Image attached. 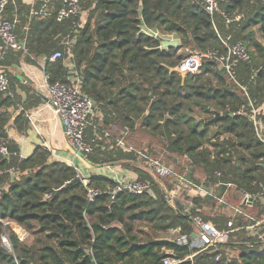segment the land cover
I'll list each match as a JSON object with an SVG mask.
<instances>
[{
	"label": "trees",
	"instance_id": "16d2710c",
	"mask_svg": "<svg viewBox=\"0 0 264 264\" xmlns=\"http://www.w3.org/2000/svg\"><path fill=\"white\" fill-rule=\"evenodd\" d=\"M83 6L85 25L80 26L78 18L62 24L65 35L69 33V45L56 47L55 52L64 56L47 62V75L52 82L70 84L80 79L82 92L97 106L87 130V139L95 148L94 154L83 157L87 163L94 168L119 164L132 170L139 180L153 186L155 197L124 191L112 200L108 191L116 183L99 176L89 186L106 194L91 203L78 171L67 162H50V153L41 147L21 162L18 158L10 164L2 161L0 263L163 264L166 252L173 251L184 259L182 264H264V240L258 237L217 244L197 253L189 246L140 231L138 224L150 223L163 232L181 228L191 236L196 217L214 222L220 230L227 228L230 218L213 198L191 199L190 211L184 210L180 200L170 203L167 194L159 191L156 175L141 164L133 165L137 154L117 147L123 139L138 150L130 143V133L141 128L179 157L175 166L179 173L183 174L180 167L187 159L193 169L188 179L202 183L195 177L197 169L201 170L206 186L230 202L241 203V197L232 199V188L224 184L254 195L256 204L242 208L261 218L257 194L264 187V145L250 115L255 113L264 121V43L257 36L264 41V0H220L229 17L243 15L230 26L221 15L208 13L198 0H83L82 11ZM142 25L164 35L175 34L181 46L162 49L159 40L141 32ZM228 37L232 44L243 43L251 57L250 63L239 66L237 82L211 60L196 75L182 78L174 71L183 59L181 50L226 52ZM67 59L74 64L72 71ZM7 95L0 94V140L17 151L7 133L12 119L7 109L12 99ZM242 108L246 116L237 114ZM217 114L221 116L214 121ZM115 128L121 134L107 144ZM13 166L21 171L16 180L4 173ZM217 172L222 176L217 177ZM161 187L166 190L165 185ZM7 222L24 228L30 238L21 241L13 229L3 225ZM245 225L247 220L241 217L234 230L242 231ZM6 230L10 231L11 251L1 239ZM237 246V257L227 259L223 248Z\"/></svg>",
	"mask_w": 264,
	"mask_h": 264
},
{
	"label": "built area",
	"instance_id": "2783aa9c",
	"mask_svg": "<svg viewBox=\"0 0 264 264\" xmlns=\"http://www.w3.org/2000/svg\"><path fill=\"white\" fill-rule=\"evenodd\" d=\"M11 0H0V59L2 60L9 51L24 50L22 44L14 31V25L6 18V11ZM83 0H61L62 7L57 13L56 20L60 23L78 18L82 13ZM202 6L211 15H221L227 26H230L235 21H240L243 15H238L235 18L229 17L228 14L222 10L220 0H198ZM142 25L141 32L151 38L162 41H180L175 34H162L158 29H148ZM181 44V42H180ZM226 52H219L215 50H208L206 52H195L191 48L185 49L183 59L174 69L180 76L187 77L189 75H196L200 72L203 64L207 60L215 61L219 64V68L223 70L229 79L237 82V75L239 66L243 63H250L251 57L246 46L241 42L231 43V37H228L224 43ZM162 48V47H161ZM63 58L60 51L54 52L49 58L48 62L54 63ZM41 88L47 90L50 101L49 106L54 114L60 119L65 129L68 144L72 151L79 157L83 158L94 154V146L92 142L87 139V130L91 125V120L96 116L97 106L95 102L85 95L81 89L80 79H74L70 84L61 81L52 82L48 75L44 77ZM10 90V81L7 73L0 66V94H8ZM238 115L246 116L247 110L242 108L237 111ZM258 130V138L264 145V121L259 120L256 114L250 115ZM117 147L123 148L127 151H133L137 154V158L144 162V167L157 177L165 179L174 190L167 194L170 203L178 201L182 196H187L192 199L195 198H213L219 205L227 208L225 214L230 218L227 228L225 230L218 229L211 222H205L202 218L196 217L193 221L196 225V230L190 236L183 233L181 228H173L168 230V240H172L180 246H189L192 250H197V253L207 250L210 246L217 244H226L229 242L231 234L238 231L234 230L237 219L243 217L247 220V225L239 230L249 232L250 236H258L259 230L264 228V187H261L257 194V199L260 201L262 214L261 218L254 217L242 208L247 206L252 208L255 204L256 197L250 193L242 191L237 192L241 197L240 205L231 206L228 201L216 195L212 188L207 187L204 183H196L186 176V174L179 173L172 168L165 166L160 160L153 159L146 155L145 151L135 150L133 147L126 144L122 139L117 143ZM13 158H18L20 162L24 159L18 152L12 151L7 141L0 140V162L6 161L10 164ZM78 171V170H77ZM5 174L10 175L12 180H16L20 174V168L13 166L8 168ZM79 173V172H78ZM217 177H221L222 173L217 172ZM85 187L88 190V200L93 203L97 197L106 194V191L100 188L90 187L91 181L83 180ZM227 188H236L231 183L224 184ZM128 192L133 195L149 194L155 197L153 186L141 180H127L120 179L116 181V186L108 191L111 194L112 200L117 194L121 192ZM241 193V194H240ZM49 196H46L48 199ZM3 225L9 226V230H14L21 241L29 239L30 235L26 230L15 223L7 222ZM10 231L6 230L1 239L3 246L7 250H12V243L10 240ZM196 234V238L193 235ZM166 257L163 258V264H182L184 259L180 258L173 251L166 252ZM194 254L189 257L191 261L194 259ZM2 264V263H0Z\"/></svg>",
	"mask_w": 264,
	"mask_h": 264
},
{
	"label": "crops",
	"instance_id": "0c3cea01",
	"mask_svg": "<svg viewBox=\"0 0 264 264\" xmlns=\"http://www.w3.org/2000/svg\"><path fill=\"white\" fill-rule=\"evenodd\" d=\"M61 7V0H11L7 8L6 18L14 25L18 41L24 47L9 51L0 59L10 81L6 95L12 99L7 108L12 114L7 133L17 151L10 148L25 160L41 147L50 153V162L69 163L86 181L99 176L115 183L122 178L138 179L135 172L119 164L94 168L77 156L68 144L62 122L49 106L50 96L41 88L48 74L47 60L57 46L67 47L70 38L62 25L67 20L62 23L56 20ZM65 63L71 71L74 69L71 59Z\"/></svg>",
	"mask_w": 264,
	"mask_h": 264
},
{
	"label": "rangeland",
	"instance_id": "374dc122",
	"mask_svg": "<svg viewBox=\"0 0 264 264\" xmlns=\"http://www.w3.org/2000/svg\"><path fill=\"white\" fill-rule=\"evenodd\" d=\"M86 16H87V12H85L84 6H83V11H82L81 15L78 17V19L80 21L79 23H81L80 26L85 25ZM257 36H258V38L260 40H262L260 34H258ZM262 42L264 43V41H262ZM180 54L182 56H184L185 50H181ZM183 78H185V77H183ZM197 118L200 119V116H198ZM94 124H96L95 121H94ZM120 134L121 133L118 131L117 128L113 129V131H111L110 140H107V144H111V142L112 143L115 142L118 139ZM87 137H88V135H87ZM130 143L133 144L132 146L135 145L137 148H139L138 149L139 151H145L146 155H148L149 157H151L153 159H158L165 166H167L168 168L170 167L173 170H175V166L177 164V159L179 157H177L176 155L173 156L172 154L167 152L165 144L163 143V141L161 139H158V138L154 139L153 137H151L147 133H144L141 128H139V129H137V132L135 134L134 133L133 134L130 133ZM136 160H135L136 163L133 162V165L137 166V165L141 164V165L144 166V162L143 161H141L138 158ZM183 160L184 161H182V166L180 168H182L184 170L183 173L186 174V176L188 177L187 173L191 174L193 169L190 166L189 162L186 161L187 160L186 158L183 159ZM237 165H239L238 162H237ZM195 177L197 179L201 180L200 182L205 184V182H204L205 175L202 173L201 170L197 169V171L195 172ZM157 178L158 179L156 180V182H157V185L159 187L158 189H159L160 192L162 191V192H164L166 194H170L174 190V188H172V186L165 179H163L160 176L157 177ZM137 180H139V179H137ZM164 185L166 187L165 191H164V188L161 187V186H164ZM236 191L239 192L237 188H232V190H230V194L233 195L232 199H234V198H236L238 196V193ZM191 199L192 198L187 197V196H182L181 197L179 203L181 205L183 204L184 210L190 211L191 207L193 206L192 202H191ZM238 203L240 204V202H238L236 200H232V202L228 201V204L231 205V206H236L235 204H238ZM225 211H227V213L229 212L227 210V208L224 209V212ZM211 223L214 224V222H211ZM138 228H139L140 231L144 232L146 235H148V236H150L152 238L160 237V238H163V239H165V238L168 239V235H167L168 232H163L161 230H157L150 223L149 224H147V223L138 224ZM225 229H223V230H225ZM263 231H264V228H261L259 230L258 236H255V237L254 236H250L248 232H245L243 230L242 231H236V232L231 234V237H230L229 241H230L231 244H232V241L233 242H235V241L237 242L238 241V243H240L241 242L240 240H243L244 238H247L249 236L252 237V238L258 237V239H263L264 240ZM32 240H33V237H32ZM239 251H240L239 247L238 248H235V247H227V248L224 247L223 248V252H224L225 256L227 257V259H229V260H234L237 257Z\"/></svg>",
	"mask_w": 264,
	"mask_h": 264
},
{
	"label": "water",
	"instance_id": "95a60500",
	"mask_svg": "<svg viewBox=\"0 0 264 264\" xmlns=\"http://www.w3.org/2000/svg\"><path fill=\"white\" fill-rule=\"evenodd\" d=\"M180 46H181V44H180V41H178V40L173 41V42H170V41H162L161 42L162 49L178 48ZM220 116H221L220 114H217L216 119L214 121H216L217 118H219ZM193 238H196V234L193 235Z\"/></svg>",
	"mask_w": 264,
	"mask_h": 264
}]
</instances>
